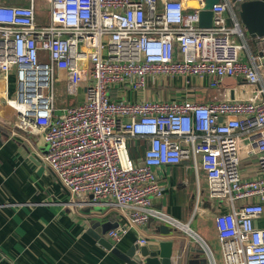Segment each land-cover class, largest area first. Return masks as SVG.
<instances>
[{
	"label": "built area",
	"instance_id": "built-area-1",
	"mask_svg": "<svg viewBox=\"0 0 264 264\" xmlns=\"http://www.w3.org/2000/svg\"><path fill=\"white\" fill-rule=\"evenodd\" d=\"M197 1L187 11L185 0H0V73L6 79L13 70L16 79L5 102L16 111L14 127L42 132L45 163L73 196L128 209V222L105 234L113 244L154 219L187 233L215 264L189 225L193 214L183 222L153 203L163 194L155 169L183 164L197 180L195 209L200 172L206 195L228 205L213 217L224 264H264V228L253 222L264 212V35L256 55H242L248 47L232 1L212 5L210 27L198 25L204 0ZM41 10L47 25L36 21ZM237 75L231 98L221 79ZM55 76L66 79L62 108ZM176 78L217 93L207 100L128 96ZM242 83L254 95L244 96ZM139 144L142 154L133 158L130 147ZM251 159L249 175L242 162Z\"/></svg>",
	"mask_w": 264,
	"mask_h": 264
},
{
	"label": "crops",
	"instance_id": "crops-1",
	"mask_svg": "<svg viewBox=\"0 0 264 264\" xmlns=\"http://www.w3.org/2000/svg\"><path fill=\"white\" fill-rule=\"evenodd\" d=\"M185 4L187 11L199 5L197 0H185ZM232 8L236 14L237 9L234 6ZM236 18L248 47L241 54L248 57L250 51L256 55V38L250 37L237 15ZM238 39L242 42L240 37ZM14 80L13 70L6 79L0 73V264H124L87 233V219L94 214V217L97 215L102 219L126 224L128 209L102 204L101 215L96 212L87 213L84 209L90 204L87 202L88 197H75L61 184L43 158L46 144L42 132L25 131L13 126L16 111L6 104L5 98L14 96ZM206 82L203 85L206 86ZM150 85L155 89L152 90ZM83 87L84 82H81L80 97ZM220 88L226 87L221 84ZM237 88L242 90L244 96L245 93L254 95L252 86L246 87L242 83ZM216 93L215 89L209 87L186 86L181 78H176L167 85L148 82L146 90L129 92L128 96L207 100ZM57 101L58 108L67 104L64 99ZM245 161L252 163V166H248L242 162L243 172L250 175L255 168V160ZM155 172L163 186V194L160 198L153 199L154 205L183 222H189L197 197L192 169L183 164L164 165L156 168ZM200 190L196 209L201 220V232L198 234L211 249L215 264H224L213 217L218 210H226L228 205H218L205 194L201 185ZM90 205L95 208L97 206ZM253 222L255 226L264 228V212L254 218ZM158 225L152 219L146 225L134 226L116 244L127 246L138 238L146 241L152 237ZM194 226L196 228L195 220ZM173 235V253L181 249L185 255L182 263L188 264V259L191 264H202L195 253L191 252V249H202L200 244L181 231H176Z\"/></svg>",
	"mask_w": 264,
	"mask_h": 264
},
{
	"label": "water",
	"instance_id": "water-1",
	"mask_svg": "<svg viewBox=\"0 0 264 264\" xmlns=\"http://www.w3.org/2000/svg\"><path fill=\"white\" fill-rule=\"evenodd\" d=\"M219 0H204V5L199 10L198 25L200 27H210L212 24V11L210 8ZM233 6L237 9V17L245 26L248 35L257 38L264 35V0H231ZM257 43V42H256ZM264 62V59L262 60ZM242 82L240 76H226L221 79V84L230 88V97H233L234 87ZM93 195H88V201L91 202ZM86 212L94 210L101 215V205L91 206L84 209ZM93 216V214H91ZM87 219V233L95 239L98 244L109 250L117 256L124 264H183L185 255L181 249L173 253V244L177 230L165 224H159L155 233L144 243L136 240L131 241L127 246L113 244L106 236V232L118 226V221L102 219L100 216ZM165 237L161 239L160 237ZM195 256L200 259L202 264H206V257L202 249H191ZM174 254V255H173ZM194 256V257H195ZM187 263L191 264L187 259Z\"/></svg>",
	"mask_w": 264,
	"mask_h": 264
},
{
	"label": "rangeland",
	"instance_id": "rangeland-1",
	"mask_svg": "<svg viewBox=\"0 0 264 264\" xmlns=\"http://www.w3.org/2000/svg\"><path fill=\"white\" fill-rule=\"evenodd\" d=\"M36 21L38 22V23H41V24H43V25H47V24H49V13L47 12V13H44V11L43 10H41V11H39V12H37V14H36ZM236 41H239V39L238 38H236ZM14 76H15V73H14ZM65 77L64 76H55L54 77V85H55V87H56V91H57V94H56V97H57V99H58V101H61L62 99H64V101L65 102H67V104H68V99H69V94L67 93V89H66V83H65ZM15 83H16V79L12 82V84H14L15 85ZM11 84V85H12ZM150 88L152 89V90H154L155 89V87H153L152 85H150ZM15 91H16V88H15ZM14 96H15V94H14ZM14 96H12V97H14ZM130 98H131V96H130ZM57 99H56V101H57ZM57 101V102H58ZM243 164H245V165H248V166H252V163H251V161H244L243 162ZM199 176H200V185H201V188L203 189V191L205 192V194H207V184H206V181L204 180V173L203 172H200V174H199ZM195 184H196V186H197V180L195 179ZM205 189V190H204ZM201 193V192H200ZM197 198H195V200H196ZM196 202V201H195ZM224 205V204H223ZM163 211H165L164 209H162ZM194 210H196L195 209V203H194V207H193V210H192V214H193V219H192V221L190 222V226L195 230V231H197V233L199 232H201V230H200V226H201V220H200V217H199V215H198V211H195L194 212ZM95 211L94 210H92V212L91 213H94ZM194 212V213H193ZM97 213V212H96ZM98 214V213H97ZM191 214V215H192ZM94 215V214H93ZM194 220L196 221V228H195V226H194ZM185 235L186 236H189L187 233H185ZM203 253H204V251H203Z\"/></svg>",
	"mask_w": 264,
	"mask_h": 264
},
{
	"label": "trees",
	"instance_id": "trees-1",
	"mask_svg": "<svg viewBox=\"0 0 264 264\" xmlns=\"http://www.w3.org/2000/svg\"><path fill=\"white\" fill-rule=\"evenodd\" d=\"M5 3H26L27 0H1ZM130 154L133 158H136L137 156H140L142 154V144H139L138 146H131L130 147Z\"/></svg>",
	"mask_w": 264,
	"mask_h": 264
}]
</instances>
